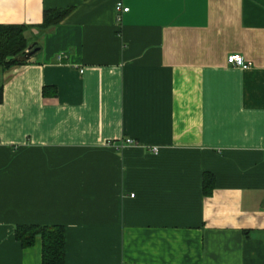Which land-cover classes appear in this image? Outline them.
Here are the masks:
<instances>
[{"label": "crops", "instance_id": "0c3cea01", "mask_svg": "<svg viewBox=\"0 0 264 264\" xmlns=\"http://www.w3.org/2000/svg\"><path fill=\"white\" fill-rule=\"evenodd\" d=\"M0 24L38 47L0 67V264H42L30 225L64 264H264V0H0Z\"/></svg>", "mask_w": 264, "mask_h": 264}, {"label": "trees", "instance_id": "16d2710c", "mask_svg": "<svg viewBox=\"0 0 264 264\" xmlns=\"http://www.w3.org/2000/svg\"><path fill=\"white\" fill-rule=\"evenodd\" d=\"M72 9L51 8L43 12L41 27L59 23ZM28 26L23 24H0V67L7 68L14 64H23L17 58L28 48L25 31ZM3 88L0 85V103ZM15 238L23 247L31 246L36 237H40L42 245V264H64L65 240L62 226H17Z\"/></svg>", "mask_w": 264, "mask_h": 264}, {"label": "built area", "instance_id": "2783aa9c", "mask_svg": "<svg viewBox=\"0 0 264 264\" xmlns=\"http://www.w3.org/2000/svg\"><path fill=\"white\" fill-rule=\"evenodd\" d=\"M115 9H116V12H117V15H116V20L117 21H120V14L124 11H127L128 8L127 7H124L122 6V4L120 2L116 3L115 5ZM58 58H61V56H58ZM227 62L228 64H231V65H235V66H243L245 67L246 64L244 63V59L243 57L240 55V54H231L227 57ZM82 72V70H81ZM134 140H132L131 138H127V139H124L122 140V142H120V147L121 146H124V145H129V144H134ZM157 147H152L150 149L151 152H157ZM131 196H133V194H131Z\"/></svg>", "mask_w": 264, "mask_h": 264}, {"label": "water", "instance_id": "95a60500", "mask_svg": "<svg viewBox=\"0 0 264 264\" xmlns=\"http://www.w3.org/2000/svg\"><path fill=\"white\" fill-rule=\"evenodd\" d=\"M38 51V47H34V48H31V49H27L25 50V52L20 55L17 59L19 61H27L32 55H34V53Z\"/></svg>", "mask_w": 264, "mask_h": 264}, {"label": "rangeland", "instance_id": "374dc122", "mask_svg": "<svg viewBox=\"0 0 264 264\" xmlns=\"http://www.w3.org/2000/svg\"><path fill=\"white\" fill-rule=\"evenodd\" d=\"M127 138H129V137H126V138L121 139V142H122V140L127 139ZM132 140H133V139H132ZM134 142H135V141H134ZM106 145H108V144L106 143ZM119 145H120V143H119ZM119 145L116 146V147H120ZM108 146H109V145H108ZM112 147L114 148V145H112ZM116 147H115V148H116ZM121 147H122V146H121Z\"/></svg>", "mask_w": 264, "mask_h": 264}]
</instances>
